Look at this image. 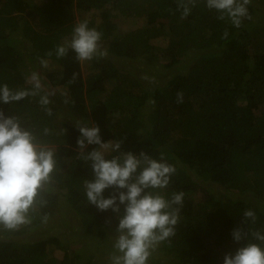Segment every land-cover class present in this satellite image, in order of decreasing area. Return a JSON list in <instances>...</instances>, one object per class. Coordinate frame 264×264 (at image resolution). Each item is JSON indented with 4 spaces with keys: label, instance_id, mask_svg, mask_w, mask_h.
<instances>
[{
    "label": "trees",
    "instance_id": "16d2710c",
    "mask_svg": "<svg viewBox=\"0 0 264 264\" xmlns=\"http://www.w3.org/2000/svg\"><path fill=\"white\" fill-rule=\"evenodd\" d=\"M262 6L264 0H251V19L236 28L217 19L203 0L183 19L177 0H0V85L30 90L29 77L36 72L42 86L40 95L0 109L29 127L56 160L30 222L11 231L0 226V264L104 262L90 253L85 260L72 251L71 240L44 231L34 239L58 216L63 199L81 222L82 239L112 248L116 214L89 204L84 190L92 172L83 156L98 146L79 149L76 121L98 125L105 142L122 141L121 152L143 150L155 159L163 153L175 167L161 192L169 199L184 193L179 222L148 264H156L157 254L164 256L159 264H223L227 253L242 246L231 235L238 226L264 248L251 236L264 233V23L256 17ZM89 11L100 12L99 25L88 24L102 33L106 55L89 60L84 76L71 49L59 59L55 49L71 39L77 15ZM117 17L145 24L119 34ZM156 40L166 47L154 45ZM159 58L165 59L167 75H159L166 82L151 88L136 68ZM45 64L58 69L47 82L41 74ZM73 73L76 81L69 83ZM44 94L51 114L39 103ZM197 196L203 201L196 202ZM246 209L255 212L254 224L240 223Z\"/></svg>",
    "mask_w": 264,
    "mask_h": 264
},
{
    "label": "clouds",
    "instance_id": "9594fccd",
    "mask_svg": "<svg viewBox=\"0 0 264 264\" xmlns=\"http://www.w3.org/2000/svg\"><path fill=\"white\" fill-rule=\"evenodd\" d=\"M199 0H177L181 19L187 17ZM209 10L218 13L217 19L228 20L239 28L244 18L251 19L248 5L251 0H203ZM228 35L224 33V38ZM102 33L89 27L88 21L77 23L71 39L58 45L56 57L67 55L69 49L78 61H88L106 55L101 49ZM52 52L48 53L51 56ZM41 63H45L41 61ZM73 73L69 83H75ZM32 88L13 90L7 84L0 85V104L9 105L29 95H40L41 83L38 73L29 77ZM183 93H177V102L182 103ZM47 94L41 95L39 103L49 114L51 109ZM80 135L77 145L84 150L87 145H97L87 152L83 159L89 162L92 179L84 181V190L89 204L100 211H111L118 220L115 228L110 256V264H148L152 251L160 242L175 235L183 206V192H173L170 199L161 190L168 187L176 169L169 164L163 153L159 159L145 151L134 154L121 152L122 141L105 142L100 136L98 125L89 126L76 121ZM47 134L48 129L44 130ZM108 150L107 152L105 151ZM116 152L111 159L106 156ZM56 165L54 152L39 143L33 131L14 115H6L0 109V226L5 230H17L29 223V212L44 185L50 182ZM112 189L105 197L104 192ZM251 220L256 222V214L251 209L243 212L241 224ZM232 238L238 247L234 253H227L223 264H264V248L260 243L248 240L249 232L240 226L233 229ZM253 240L264 243V233L252 231Z\"/></svg>",
    "mask_w": 264,
    "mask_h": 264
},
{
    "label": "rangeland",
    "instance_id": "374dc122",
    "mask_svg": "<svg viewBox=\"0 0 264 264\" xmlns=\"http://www.w3.org/2000/svg\"><path fill=\"white\" fill-rule=\"evenodd\" d=\"M257 20H260L264 23V7L262 6L260 8V11H257L256 14ZM89 21L96 25H99L101 21L100 12L98 11H89L84 12L82 14H78L76 17V21ZM116 26V32L118 31L119 34H122V31L130 30L133 28L141 27L145 24V20H139L138 22L129 21L124 17H117L113 20ZM127 22V24H126ZM154 45H157L160 49H164L166 47L165 42H159L156 40L153 42ZM102 47V46H101ZM154 60V59H152ZM90 62L91 61H82V67H83V73L84 76H87L90 68ZM144 65H138L136 68L137 71H139L142 75V79L145 83H149L151 85V88H154L153 86H163L164 80L163 77H161L163 74L167 75L166 72L163 70V64L165 62V59L159 58L155 60L154 62H146L143 60ZM58 70L54 65H47L41 67V74H44V77L46 79V76L49 73H52L53 71ZM159 74H162L161 76ZM47 82V79H46ZM107 88H110L108 86ZM107 152L108 150L105 149ZM112 154V153H110ZM109 156V155H108ZM106 156V158L108 157ZM196 202L203 201V198L201 196H197L194 198ZM48 225L43 228V230L37 231L38 234L36 237H34L35 240L39 238V236H42L45 232L51 235H56L60 237L61 239H67L71 240V247L73 252H78L80 255L84 256V259L86 260L85 256L87 257L90 254H96L98 255L103 263L99 262V264H110V256L114 253V250L100 247L96 245L94 241L84 240L82 239V231H81V222L76 217L75 212L72 210V208L69 206V204L63 199L60 203L59 207V214L58 216L54 217L50 222H47ZM47 228V229H46ZM46 229V230H45ZM44 231V233H42ZM157 253H155L156 256ZM164 257L161 254H157L156 258V264H159V260ZM164 260V259H162Z\"/></svg>",
    "mask_w": 264,
    "mask_h": 264
}]
</instances>
